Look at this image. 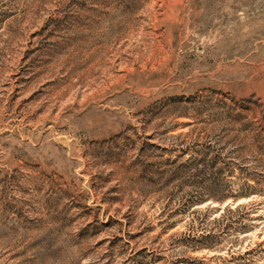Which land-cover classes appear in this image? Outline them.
I'll use <instances>...</instances> for the list:
<instances>
[{
    "label": "rangeland",
    "instance_id": "rangeland-1",
    "mask_svg": "<svg viewBox=\"0 0 264 264\" xmlns=\"http://www.w3.org/2000/svg\"><path fill=\"white\" fill-rule=\"evenodd\" d=\"M0 264H264V0H0Z\"/></svg>",
    "mask_w": 264,
    "mask_h": 264
}]
</instances>
